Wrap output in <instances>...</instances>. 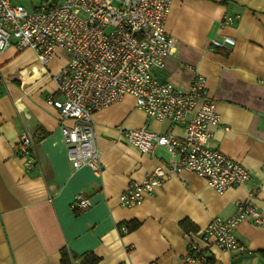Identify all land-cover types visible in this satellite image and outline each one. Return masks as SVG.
Here are the masks:
<instances>
[{"label":"crops","instance_id":"crops-1","mask_svg":"<svg viewBox=\"0 0 264 264\" xmlns=\"http://www.w3.org/2000/svg\"><path fill=\"white\" fill-rule=\"evenodd\" d=\"M227 16L239 18L224 24ZM166 32L174 47L165 68L153 70L155 79L187 90L195 76L206 78L221 119L208 146L241 163L250 180L221 195L186 171L140 205L121 207L131 181L171 159L165 148L143 154L121 132L146 127L182 137L183 125L150 119L126 96L93 115L101 173L75 170L61 132L75 122L63 121L48 103L60 99L50 73L59 72L66 56L45 68L34 51L11 46L0 55V264H65L64 252L71 263L94 254L99 264H183L191 241L205 250V264H264V228L249 221L238 226L237 237L251 255L207 247L200 236L214 218L233 217L240 201L264 217V0H173ZM24 133L34 140L30 171L18 147ZM77 194L92 207L72 209ZM134 222L139 227L124 234Z\"/></svg>","mask_w":264,"mask_h":264},{"label":"built area","instance_id":"built-area-1","mask_svg":"<svg viewBox=\"0 0 264 264\" xmlns=\"http://www.w3.org/2000/svg\"><path fill=\"white\" fill-rule=\"evenodd\" d=\"M172 1H43L27 9L13 0H0V55L11 46L18 52L32 50L45 68L62 54L66 56L59 72L50 73L60 99L52 96L48 103L63 121L75 122L72 127H61L67 156L75 170L89 167L95 174L101 173L93 115L126 96H132L150 119L183 125L182 137L146 127L121 132L143 154L154 155L158 148H165L171 156L168 163L142 181L129 183L119 197V205L124 208L140 205L173 175L186 171L202 178L221 195L250 180L241 163L208 146L210 129L219 127L221 119L208 94L206 78L197 75L187 90H181L172 83L158 82L153 75L154 69L165 68L173 51L174 41L166 32ZM235 18L227 16L223 23L232 24ZM219 45L215 42L213 46ZM18 147L25 169L32 170L36 164L33 138L24 133ZM92 205L90 199L77 194L71 207L83 212ZM247 221L264 228L262 214L249 201H240L233 217L210 222L200 234L201 241L207 247L215 245L226 252L251 255L237 237L238 226ZM122 232L129 233V229L124 226ZM205 263V250L199 243L189 242L183 264Z\"/></svg>","mask_w":264,"mask_h":264},{"label":"trees","instance_id":"trees-1","mask_svg":"<svg viewBox=\"0 0 264 264\" xmlns=\"http://www.w3.org/2000/svg\"><path fill=\"white\" fill-rule=\"evenodd\" d=\"M139 223L134 222V223H128L125 226L129 229V232L132 230H135L139 227ZM183 228L185 230H188V223H183ZM261 256L264 258V251L260 252ZM64 257H65V264H74V262L78 261V257L75 259V261L73 263H71L70 259H69V255L64 252L63 253ZM101 261V259L99 257H97L94 254H88L86 256H84V258L82 259V262H78V264H99Z\"/></svg>","mask_w":264,"mask_h":264},{"label":"rangeland","instance_id":"rangeland-1","mask_svg":"<svg viewBox=\"0 0 264 264\" xmlns=\"http://www.w3.org/2000/svg\"><path fill=\"white\" fill-rule=\"evenodd\" d=\"M13 1L16 4H20L24 7H26L27 9H30L32 7V5L38 6L43 1L61 4V3H63L64 0H13Z\"/></svg>","mask_w":264,"mask_h":264}]
</instances>
